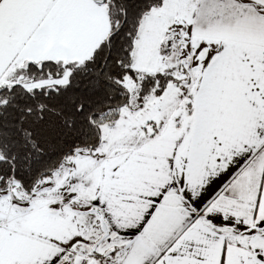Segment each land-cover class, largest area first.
Returning <instances> with one entry per match:
<instances>
[{"label": "snow or ice", "instance_id": "obj_1", "mask_svg": "<svg viewBox=\"0 0 264 264\" xmlns=\"http://www.w3.org/2000/svg\"><path fill=\"white\" fill-rule=\"evenodd\" d=\"M0 264H264V0H0Z\"/></svg>", "mask_w": 264, "mask_h": 264}]
</instances>
